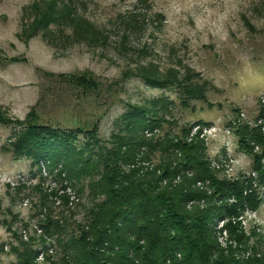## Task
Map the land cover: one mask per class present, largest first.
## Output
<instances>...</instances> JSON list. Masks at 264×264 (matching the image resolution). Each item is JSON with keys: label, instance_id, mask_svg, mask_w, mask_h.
<instances>
[{"label": "rangeland", "instance_id": "obj_1", "mask_svg": "<svg viewBox=\"0 0 264 264\" xmlns=\"http://www.w3.org/2000/svg\"><path fill=\"white\" fill-rule=\"evenodd\" d=\"M51 1L0 0V264H19L22 242L37 250L35 264H50L44 255L57 259L62 250L56 236L43 237L41 224L65 222L66 240L91 205L87 188L78 192V184L38 172L9 152L21 130L17 122L32 106L40 121L54 126L97 119L99 141L116 134L131 106L153 108L161 125L145 136L189 127L227 179L254 175L251 156L237 146L236 126L260 124L264 131V0H56L48 25L31 29L35 5ZM84 71L102 83L94 99L57 76ZM147 72L192 74L202 98L147 83L139 75ZM149 158L157 163L158 153ZM236 221L249 237L238 254L247 256L255 240L264 249L263 193L259 206H245ZM221 224L215 221L216 228ZM226 235H218L222 245Z\"/></svg>", "mask_w": 264, "mask_h": 264}, {"label": "trees", "instance_id": "obj_2", "mask_svg": "<svg viewBox=\"0 0 264 264\" xmlns=\"http://www.w3.org/2000/svg\"><path fill=\"white\" fill-rule=\"evenodd\" d=\"M36 6L32 28L46 27L56 0ZM68 10L61 6L58 10ZM15 60V59H13ZM52 74H50L51 76ZM147 83L176 86L182 94L202 98V86L191 75L139 74ZM73 89L95 98L102 83L89 72L57 75ZM115 85V83H114ZM113 87L109 84L105 90ZM87 98V97H86ZM135 108L134 110H132ZM157 110L131 106L124 123L107 141L97 138V119L75 127L39 120L34 106L17 122L20 132L9 142L13 158L30 160L31 168L55 172L56 179L78 192L87 188L91 205L84 220L67 239L65 222L47 218L44 238H53L62 255H44L50 264H264L260 240L240 256L249 237L238 230L239 212L255 209L264 194V131L260 124H238L237 146L252 158L251 173L240 178L219 177L198 133L190 128L162 136H145L159 127ZM151 113V115H149ZM83 134L84 141L78 139ZM253 145L259 147L253 151ZM158 153L153 164L149 156ZM145 163V164H143ZM74 188V187H73ZM222 221L216 228L215 221ZM224 231V245L218 235ZM43 240V239H42ZM44 243V240L42 241ZM19 264H35L37 250L22 242ZM239 245L241 246L239 248ZM52 250V249H51Z\"/></svg>", "mask_w": 264, "mask_h": 264}]
</instances>
